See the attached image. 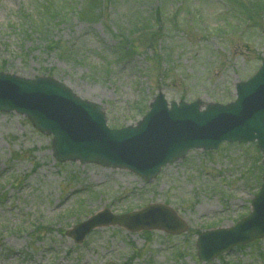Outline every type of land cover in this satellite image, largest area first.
Returning <instances> with one entry per match:
<instances>
[{"label":"rangeland","instance_id":"374dc122","mask_svg":"<svg viewBox=\"0 0 264 264\" xmlns=\"http://www.w3.org/2000/svg\"><path fill=\"white\" fill-rule=\"evenodd\" d=\"M242 1L105 0L88 20L54 19L49 30H30L23 23L36 0H0V71L51 76L102 105L114 128L140 119L158 90L167 100L225 104L235 82L249 78L264 56V0ZM156 7L165 30L118 58L115 30L150 18ZM244 7L261 14L243 19ZM225 22L231 27L217 33ZM262 167L253 144L224 143L192 150L145 182L125 170L59 163L51 136L19 114L0 112V264H264V238L209 263L199 261L195 246L201 232L248 214ZM156 202L173 208L188 231L102 227L80 244L65 235L105 207L121 214Z\"/></svg>","mask_w":264,"mask_h":264},{"label":"water","instance_id":"95a60500","mask_svg":"<svg viewBox=\"0 0 264 264\" xmlns=\"http://www.w3.org/2000/svg\"><path fill=\"white\" fill-rule=\"evenodd\" d=\"M236 95L226 105L208 103L201 109L200 100L167 104L159 93L136 124L110 129L98 105L76 96L60 82L0 73V111L23 114L41 132L52 134L56 160L129 169L147 181L162 165L184 157L188 150L216 148L223 140L256 141L264 157V59L255 75L236 84ZM252 205L251 215L235 227L202 233L197 241L200 260L208 261L236 243L264 235V174ZM113 224L131 231L185 230L171 208L151 204L120 216L105 210L78 226L80 238L96 226Z\"/></svg>","mask_w":264,"mask_h":264},{"label":"trees","instance_id":"16d2710c","mask_svg":"<svg viewBox=\"0 0 264 264\" xmlns=\"http://www.w3.org/2000/svg\"><path fill=\"white\" fill-rule=\"evenodd\" d=\"M42 1H43V3L41 4L40 11H38V14H37L38 17L42 18L40 20L43 22V19H45V16L58 17V16H56V14H58V11H57L58 6L56 4H54V3H52L50 0H42ZM93 1L97 2V5L94 7V9H92V4L89 3V2H93ZM240 2H242V4H243L242 0H239L238 3L240 4ZM256 4H258V3H256ZM99 7H103L104 8V4H103L102 0L101 1L100 0H89L88 3H87V6L83 5L82 9L79 10V12L81 14L80 18L83 19V20H88V14L89 15L92 14L91 10H93V12H96ZM244 9H243V11H244V13H246L245 17H246L247 20H251L252 15H254L256 13V11H257V13L261 14V11H259V10H256V11L255 10H249L247 7H244ZM159 12H160V9H156L154 15L158 16ZM251 13H253V14H251ZM30 19H31L30 21H32V18H30ZM148 21L149 22L152 21L151 25H148ZM154 21L155 20H148V18H147V20H146L147 25H148L147 29L145 30L146 26L142 27L140 29V31H139V32L142 31L141 34L139 36H137L136 38H133L132 36H133L134 32H137V30L134 31V32L133 31H129L126 34L122 33L120 36L119 35L116 36V38L124 40L125 43L128 42V46L127 47L131 49V52H133L138 47L136 42H138L139 39H141V44H142L143 40L145 38H147L146 40H151V39H153L155 37H158L159 34H161V32L164 30V25L161 24V23H160V25H158V28L155 29V24H154L155 22ZM33 22L36 23L35 21H32V23ZM34 23H33V25L30 24L31 27H35L36 26V24H34ZM158 24H159V21H158ZM128 48H127V50H128ZM120 49L123 50L124 47L120 46Z\"/></svg>","mask_w":264,"mask_h":264}]
</instances>
